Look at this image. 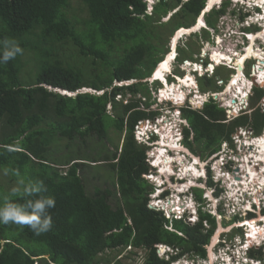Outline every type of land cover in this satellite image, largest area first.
<instances>
[{
  "label": "trees",
  "instance_id": "trees-1",
  "mask_svg": "<svg viewBox=\"0 0 264 264\" xmlns=\"http://www.w3.org/2000/svg\"><path fill=\"white\" fill-rule=\"evenodd\" d=\"M75 1L0 0V33L13 35L18 40L13 45L20 51L30 50L37 64L44 66L36 78L31 76L32 81L22 82L19 77L7 84L5 79L11 75L14 80L22 64L13 58L0 63V130L7 137L0 141L8 145V138H21L13 143L25 148L18 153L0 146V164L20 172L28 164L36 179L43 181L46 191L42 195L55 201V206L46 210L52 223L45 231L0 223V264H34L33 257L41 254L59 264H124L109 252L129 243L151 250L143 264H168L155 256V243L204 257L214 218L200 211L195 224L174 219L173 230L164 227L167 220L146 206L148 189L141 177L148 167L143 158L145 147L132 140V131L139 120L157 114L137 109V102L142 101L141 97L135 100L137 94H149L141 79L161 58L158 54L165 50L167 35L192 24L206 0H159L150 15L144 14L142 0H79L87 17L73 18L68 11ZM226 4L205 14L208 26H215ZM175 7L177 11L159 23ZM13 45L1 42L0 37V55ZM182 48L178 47V59L191 58L184 57L187 50ZM217 69L213 77L205 74L197 78L202 91L220 90L214 78L219 75ZM131 79L137 81L120 84ZM85 87L95 93L81 91ZM52 88L78 92L65 95ZM263 94L264 89L254 87L252 111L235 117L243 116V127L253 135H259L264 126V109L257 105ZM127 95L133 110L128 112L125 140L119 141L129 111L121 98ZM144 104L150 105L148 101ZM109 106L112 114L107 112ZM181 113L194 128L196 119L198 123L208 122L210 134L203 135L196 128L193 142L188 140L189 129H184V143L203 157L216 151L222 141H231L237 129L235 118L229 123L211 121L225 117L224 109L211 98L200 110L183 107ZM107 123L119 126L120 131L110 132ZM119 145L122 150L118 157ZM100 157L111 162H101ZM195 194L200 198V193ZM37 198L17 196L12 200L25 203ZM126 257L132 259L131 255ZM38 261L49 264L44 259Z\"/></svg>",
  "mask_w": 264,
  "mask_h": 264
},
{
  "label": "clouds",
  "instance_id": "clouds-1",
  "mask_svg": "<svg viewBox=\"0 0 264 264\" xmlns=\"http://www.w3.org/2000/svg\"><path fill=\"white\" fill-rule=\"evenodd\" d=\"M142 1L145 3L144 14L150 15L153 13L154 7L159 0ZM205 3L202 10L205 7ZM215 4L216 3H214L206 11V13L209 12L215 6ZM177 8L178 7L170 9L161 18V22L166 21V16H168V20L170 16L177 11ZM248 12L249 19L245 24V28L250 33L254 34L262 31L263 27L262 25H260V23H253L252 21H250V19L257 16H262L264 14L262 6L259 4H255V6H253V8ZM194 22L195 20L193 21V23ZM182 27L175 30L171 35V42L169 45L170 49L168 50V52L164 56H161V58L152 67V70L148 74V76L141 79V81L145 82L148 87V99L150 100L148 102L150 105L148 107L145 106L144 102H147L146 100L142 102L143 107H138L137 109L143 110L147 108L146 110L148 111L157 112V114L152 118L139 120L133 127L134 141L136 142V144L145 147L144 161L149 167V173L146 176V180L149 181L150 178L152 181H149L151 184V191L147 195L146 206L151 210H155L161 213V215L167 220V222L164 224V227L169 230L174 229L172 226V222L174 219H181L189 224H195L199 221L200 211L208 213L210 216L213 217L212 213L208 211L213 210L218 213L217 215L220 221L224 219V221L230 222L229 225H227L226 223L225 226H221V228L223 229L221 234H227L234 229L239 232V235H232V242H224V240L223 242L219 241L220 245L224 247V259H221L219 249H213V246L210 251H214V254L210 257L209 244V248L206 250L207 254H205L204 257H201L193 252H182L181 248L166 243H155L153 245L154 254L156 257L167 261L168 264H264V236H261L258 241H256L254 237L249 236L250 223H255V227H264V187H262L261 189L259 184L255 185L254 190H258V192H256L257 194L254 195L251 193V190H244L242 192L235 191L233 193L230 192V176L228 175L231 174L232 176H235V173L239 172L234 171V168H238L237 161L239 159H235V157L238 156V150L236 148L233 149L234 143L232 142L233 139H231L232 135L230 137L231 141H222L218 149L212 152L207 157H203V155L200 153H194L191 150V147H188L184 143V129L190 128L188 120L181 113V109L183 107H186L192 110H200V108H202L201 106H203L205 102L209 101L210 98L218 104L219 101H216V95H219V92L225 90L227 84L231 81L232 76L237 74V67L232 62V60L228 61L227 59H223L219 63L213 62L210 58L213 50L206 51L203 47H201V51L199 52L200 57L197 60H192L191 58H182L178 62V44L177 42H175V44H172V38L174 37L176 32L179 31ZM250 27H254V29H249ZM200 29H202L203 31L206 30L207 34H212V38L214 40L213 44L215 46V42H217V35L215 31L206 28L203 23L201 27L195 32H189L187 34L197 33ZM172 47L175 48L176 51L174 53V58L176 57L177 64L182 61L183 63L181 64V66L190 65L192 67L190 73H194L193 76L199 74L197 77L195 76L196 80L198 77L203 76L205 74L211 76L212 74H214L215 69L219 66H225L231 72L230 77L228 79H225L226 83L222 78L217 79L221 80V88L217 91L207 90L211 94L205 95V91H202L200 87L198 90V82H196V86L193 85L190 86V89L189 87L187 88V90H189L188 92H186L187 94H184L182 102L179 103V105H175V102L172 99L165 98L164 96H162V98H159L160 103L169 105V107L165 110L168 111V109H170L172 106L174 107L172 115L175 116V122H170L171 126H169L168 130H170V133L176 139L177 142V144H173L168 141V144L166 140L164 144H161L162 130H160V128L158 129V125L160 124V120H162V116L161 112L158 109H152L151 107L155 99L152 98V90L149 88V85L152 82L160 83V87L157 88V97L161 96L160 90L164 85L165 81L163 82L159 78H152L154 76V70L157 68L158 64L164 59V57L170 52ZM19 51L20 49L15 45H13L11 48H6L3 51L2 55H0V63L6 62L9 59L14 58ZM206 58H208L207 61H204V59ZM172 63H175V61H173ZM171 65L170 68H168L165 72V80L166 83L169 84H173L175 81L177 82L180 76L186 75V72L182 75L174 73ZM210 65L212 66L209 67ZM256 65V62L254 61L252 66L253 72L254 66ZM135 81L137 80H124L121 81L120 84H131ZM117 84L119 85V83ZM253 88L254 86L249 85L248 87L247 85H242V96L234 97V91L237 90V87L235 86L232 94H230L231 97L227 98V100L224 99V102L220 105V107L224 109L226 114L228 112V118L233 119L237 117L239 113H243L244 111H246L245 107L247 105V99L249 100L250 107V96L253 93ZM53 90L60 93H64V91L69 92L68 90H63L59 88H54ZM76 92L78 91L70 92V94L74 95ZM101 92L102 91H99V93ZM249 93L250 96L248 98ZM196 95H198V98H201V96L204 95L205 98L200 101L199 99L195 98ZM244 95L245 98L241 101L240 98L244 97ZM188 100L191 102H187ZM198 100L199 103L201 102V104L198 103ZM192 101H194V103ZM197 103L199 104L200 108L197 106ZM257 105L264 109V94L258 101ZM232 111H234L235 113H232ZM251 111L252 108L250 107L249 111L246 112ZM263 132L264 126L262 127L261 133L259 135H261ZM234 133H238V137H249L251 135L250 141L259 136L253 135L252 131L246 127L237 128L232 134ZM223 143L225 144L224 146H222ZM160 149H162L163 153H155L159 152ZM188 150L190 151V153L188 152ZM120 152L121 150L119 151V153ZM187 154L190 155L189 158L191 161H193L192 163L194 164L199 174L194 175L192 172H189V174H181L182 165L189 166L190 164V161H187V158L185 156ZM177 155H182L183 163L176 158ZM166 157L172 158V160L170 159L168 163H166V166L170 167V170L162 171L160 170V168H162L161 161ZM186 161L187 164H185ZM200 162H203V164L199 165ZM255 168L257 167L255 166ZM13 174L19 176V172H14ZM5 175H7V172H5ZM45 191L46 188L43 184V181L26 183L24 179H19L15 186L12 187L10 190V193L12 195H17L21 198L34 196H38L39 198L28 199L25 203H19L14 202L8 196L3 197L2 203H0V223L7 224L11 222L19 225H27L32 229L37 230V232L47 230L51 226L52 219L50 215H46L45 213L47 209H50L55 206V201L49 196L42 195V193ZM195 193H200V198H198ZM211 195H215V197L213 198L215 202H210L209 200L206 201L207 198H211ZM228 215H231V217L227 218L226 216ZM202 225L205 228L208 227V224L204 220L202 221ZM228 227V230H224V228ZM215 245L216 244H214V246ZM124 249L125 254H127L126 256L137 255L140 253L141 249L145 250L146 254L144 261L140 264H143L146 259H148L149 253L151 251H148L147 248L135 247L130 243L128 245H125ZM197 256H199L200 259ZM33 258H35L34 264H40V262L38 261L40 259L46 260V262H48L49 264H59L54 260L52 262L50 260L51 258L47 254H41L39 256H34ZM36 259L38 260L36 261ZM117 259L122 258L118 257Z\"/></svg>",
  "mask_w": 264,
  "mask_h": 264
},
{
  "label": "rangeland",
  "instance_id": "rangeland-1",
  "mask_svg": "<svg viewBox=\"0 0 264 264\" xmlns=\"http://www.w3.org/2000/svg\"><path fill=\"white\" fill-rule=\"evenodd\" d=\"M224 1H227V0H221V1H219V2H215L216 4H215V6L213 7L214 9H217V8H219L222 4H223V2ZM76 3H73V7L71 8V9H69V11H68V14H69V16L70 17H73L74 18V16L75 15H77L79 18H86L87 17V12H85V10L83 9V8H81V2L79 1V0H76L75 1ZM233 4L234 3H232V4H229V6H227V9H226V12H224L222 15H220L218 18H217V21L218 22H216V24H215V27H213V28H215V30H217L218 31V33H220V34H222L223 33V31H224V33L222 34V36L220 37V40H221V42L219 43V45L217 44V42H215V46H214V44H213V38H212V34H207V36H204V31L202 30V29H200L197 33H191V34H183L181 37H179L178 39H177V44H178V46H177V53H178V47H183L185 50H187L186 52H185V55L186 56H184V57H188V56H190L191 57V59L192 60H197L200 56H199V52L201 51V47H203L206 51H210V50H213V52L211 53V55L212 54H214V53H219V52H224V53H227L228 52V50H232V49H236L237 51H238V53H241V50H242V47H243V44H237L238 42H240V39H239V37H238V35H237V33H233V34H230L231 33V30H234L235 32H237L238 31V26H240L239 25V23L237 24L236 22L237 21H239L240 20V16H242V15H244V13H242V12H247V11H249V10H251L252 8H253V6H255V5H252L251 6V9H250V7H247V6H245V5H243L241 2L239 3V5H236V8H234V9H232V7H233ZM241 5V6H240ZM222 7V6H221ZM228 7H230V8H228ZM212 8V9H213ZM242 8H244V9H242ZM247 8V9H246ZM76 9H77V11H76ZM149 10H150V7H149ZM241 10H243V11H241ZM173 11V10H172ZM141 15V18H143V16H144V14H140ZM167 17L168 16H166L165 17V19H166V21H167ZM256 18V17H255ZM162 20V19H161ZM161 20H159V23H160V21ZM254 19H252V20H250V21H253ZM163 21H165V20H163ZM254 23H256V22H254ZM258 23H260V22H258ZM256 27V26H255ZM249 29H254V27H250ZM214 30V31H215ZM262 31H264V30H262ZM262 31L261 32H258L257 34H259V33H262ZM174 32V31H173ZM173 32H171V33H169L168 35H167V41H165V46H164V48H165V50L162 52V53H160V54H158V55H160V56H164L167 52H168V50L170 49V42H171V35L173 34ZM216 32V31H215ZM142 32H139V33H136V34H141ZM212 33V32H211ZM229 33V34H228ZM8 34H6V33H3V32H1L0 33V37H1V42H6V43H8V44H10V45H13V41L14 40H16V42H18V40H17V38L16 39H14L15 37H13V35H10L11 37H9V36H7ZM256 35V34H255ZM235 38V39H234ZM264 38V37H263ZM192 40V42H190ZM216 41H219L218 39H216ZM190 43V44H189ZM241 43V42H240ZM253 43H254V41H253ZM173 44V43H172ZM255 44L256 45H260V44H263L264 45V40L262 39V40H256L255 41ZM237 45V46H236ZM256 45L255 46H252V53L251 54H255V51H253V49L255 48L258 52H260L261 54H262V57L263 58H261V60H264V47L262 48H260V49H258V47L256 48ZM250 47V45L248 46V48ZM173 48V47H172ZM182 48V49H183ZM218 48V49H217ZM230 50V51H231ZM225 51H227V52H225ZM229 51V52H230ZM174 53V52H173ZM173 53H172V57H173ZM236 54V53H235ZM249 55L248 56V58H247V62L245 63V67H244V74L246 75V76H248L249 75V73H250V69H251V63L253 62V61H255V60H257V58L255 59V60H253L254 58V56L253 55ZM261 57V56H260ZM79 58H81L80 56L78 57V59ZM166 58H168V55L167 56H165L164 57V59L161 61V62H164L165 60H166ZM172 59V58H171ZM182 58H181V56H180V59L178 60V62L181 60ZM207 59L208 58H206V59H204V61H207ZM13 60H14V62H16V63H18V64H22V70H21V73L20 74H18L17 75V77L13 80V78H11V75L10 76H8L6 79H5V81H6V83L7 84H13L14 83V81L16 80V79H19V77H21V81L22 82H28V81H32L33 80V78L31 77V76H33L34 78H36L37 77V74H39L40 73V69H42V68H44V66L42 67L41 66V64L39 65V64H37V58H35L34 57V55L33 54H31V51L30 50H22V51H19L16 55H15V57L13 58ZM169 61V60H168ZM171 61V60H170ZM174 60H172L171 61V63L173 62ZM160 62V63H161ZM255 62H257V61H255ZM159 63V64H160ZM171 63L169 62V65H171ZM183 62L181 61L179 64H177V59H175V63H172V68H173V72L174 73H176V74H178V75H182V74H184L185 72H186V75H182V76H180V78H179V80L181 79V78H184V80L186 79L185 77H187V78H189V85L188 86H183V84H182V82H179V80L176 82L175 81V84H176V86L177 87H179V86H183L182 88H181V90H184V92H185V94H187L186 92H188V90L191 88L190 86H196V82H198L197 80H196V77L199 75V74H196V75H194L193 76V74L192 73H190V71H191V66L190 65H183V66H181V64H182ZM39 65V66H38ZM169 68H170V66H169ZM184 68V69H183ZM219 69V70H218ZM218 71H219V75H217L216 77H214L216 80L217 79H220V78H222L224 81H225V83H226V78L228 79L229 77H230V70H228L225 66H219L218 67ZM30 72V75L28 74ZM213 75L214 74H212L211 75V77H213ZM196 76V77H195ZM251 79L253 78V76L252 77H250ZM153 79V78H152ZM222 80V81H223ZM252 81H253V79H252ZM221 82V80H217V84L219 85V86H221L222 84L220 83ZM238 82V81H237ZM240 82V88L242 89V85H247L248 87H249V84H247V82H245V84L243 83V80H241V81H239ZM117 83H120V82H118V81H114L113 82V84H117ZM227 86H228V84H227ZM227 86H226V88H225V90L224 91H221V92H219L220 94L217 96V100L216 101H219V103H218V105L220 106L221 104H223V102H224V99L225 100H227V98H230L231 96H230V94H232V92H233V90H234V88H235V86L236 87H238V84H236V85H231L232 87H228V89H227ZM158 87H160V83H157V82H152L150 85H149V88L152 90L151 91V95H152V98L153 99H155V101H154V103H153V105L151 106L152 107V109H158L160 112H161V116H162V120H160V124L158 125V129L160 128L161 130H162V134L163 135H165V132H164V130L165 129H168L169 128V126H171L170 125V122H175V116H173L172 114H173V110H174V107L172 106L170 109H168V111L167 110H165V109H167L168 107H169V105L168 104H163V103H160V101H159V98H162V96H163V94L161 93V91H160V95L161 96H158L157 97V95H158V91H157V88ZM189 87V89L187 90V88ZM254 87H258V88H262V89H264V84H262V85H259V86H255L254 85ZM198 90H199V84H198ZM81 91H89V92H93V93H95V91L94 90H92L91 89V87H88V88H82L81 89ZM195 91H196V89H195ZM69 92H71V91H69ZM75 92V91H74ZM236 91H234V93H235ZM61 93H63V92H61ZM250 93H252V92H250ZM250 93L248 94V98H249V96H250ZM63 94H66V93H63ZM205 95H208V94H211L209 91H205V93H204ZM70 95H72V94H70ZM138 97H141V99L140 100H142L140 103H138L137 102V104L136 105H138V107H143V104H142V102L143 101H150L149 99H148V95L146 96H144V94H141V96L139 95V94H137V96H136V98H135V100L138 98ZM117 98H118V96H117ZM122 103L126 106V107H128L129 108V111H127V114L125 115V118H126V121L124 122V125H123V130H122V133H121V135H120V137H119V141H121L122 139L123 140H125L124 139V137H123V133H125L128 129V125H129V120H128V118H129V116H128V112H130L131 110H133V107H129V95H127V96H122ZM215 99V98H214ZM120 100V99H119ZM176 100V99H175ZM187 102H191V101H187ZM198 103H199V100H198ZM197 103V106L199 107V104H201V102L198 104ZM202 107V106H201ZM214 107V106H213ZM200 108V107H199ZM246 111H249V109H250V107H249V100L247 99V105H246ZM147 108H145V109H143V111H148V110H146ZM149 110H151V109H149ZM112 109H111V106H109L108 107V109H107V112L108 113H110V114H112ZM246 111H244L243 113H245ZM169 112V113H168ZM242 113H239V115H237V116H240ZM228 116H229V114H228V112H227V114H225V117H226V119H224L225 117L223 116V119H220V120H212L211 119V121L212 122H225V123H229V122H231L233 119H231V118H228ZM245 120V118L242 116V117H239V118H235L234 119V127L235 128H240V127H243V125H242V123L241 122H243ZM200 126H202V127H200ZM237 124V125H236ZM164 125V126H163ZM209 124H208V122L207 121H201L200 123H198V119H196V124H195V128L193 127V126H189V133H188V140L190 141V142H193V140H194V131L196 130V128L198 129V131H199V133H203V135H207V134H210V129H209V126H208ZM0 126H1V124H0ZM166 127V128H165ZM194 128V129H193ZM107 130H109L110 132H112V131H114V132H119L120 131V128H119V126H116V125H112V123H107ZM164 132V133H163ZM239 136V134L238 133H234V134H232V137H231V139H233L232 140V142L234 143V146H233V149L234 148H236L238 151H237V155L238 156H236L235 157V159H241V157L243 158V157H246V156H248V155H250V153H252L253 151H251V149L250 148H247V147H245V146H242L241 145V142L242 141H245L246 139H244V136H240V137H238ZM251 137V135L249 136V138ZM259 137V136H258ZM0 139H4V140H6L7 139V137H6V134L3 132V131H1L0 130ZM20 139L21 138H18V140H16V138H8V145H4L3 143H2V141H0V146H3V147H7V148H10L11 150H13V151H20V152H18V153H21V152H23V151H25V148L24 147H22L21 145H19V144H15V143H13V142H16V141H20ZM170 139H171V141L170 142H172L173 144H175V138L172 136V134L170 135ZM169 139V140H170ZM132 140L134 141V138H133V131H132ZM253 140V139H252ZM251 140V141H252ZM247 141V140H246ZM122 145H124L125 146V144L123 143ZM122 145H119L118 147H119V149H118V155L120 156V153H119V151L120 150H122L121 148H122ZM225 144L223 143L222 144V146H224ZM1 149H4V148H1ZM23 149V150H22ZM228 149H229V147H228ZM87 152L88 153H90V150H87ZM188 152L190 153V151L188 150ZM244 153V154H243ZM247 153H248V155H247ZM19 155V154H18ZM175 155H176V152H175ZM20 156V155H19ZM186 156V158H187V161H190V164H189V166H187V165H182V169H184V168H188V171H186L185 173L186 174H188L189 173V170H191V167H190V165L192 166L193 165V161H191L190 160V155L189 154H187V155H185ZM122 157V156H121ZM17 158H19V157H17ZM144 158V157H143ZM180 162H182L183 163V161L182 160H180V158H183L182 157V155H177V157H176ZM105 159V157H100L99 158V161H101V162H107V163H110L111 161H107V160H104ZM171 160H172V158H170ZM201 160V159H200ZM187 161L185 162V164H187ZM1 162V161H0ZM86 162H89L90 163V161H86ZM218 162H219V160H218ZM92 161H91V165H92ZM119 163V160H118V162H117V164ZM213 163H215V162H213ZM212 163V164H213ZM201 164H203V162H200L199 163V165H201ZM238 164V163H237ZM236 164V165H237ZM236 165H234V166H236ZM163 165H161V167H162ZM238 166V165H237ZM258 167V166H257ZM166 170H170V168L169 169H167V168H165ZM160 170H161V168H160ZM194 170H195V173H196V168H195V166H194ZM31 171V169L29 168V165L28 164H26V170L24 169V170H22V172H20L18 169H16V168H14L13 166H11V165H9V164H0V203H2V200H3V197H5V196H8L10 199H13V198H16L17 197V195H12L11 193H10V190H11V188L12 187H14L15 186V184L17 183V181L19 180V179H24L25 180V182L26 183H28V182H36V181H38V179H36V176H34L33 175V173L32 172H30ZM5 172H7V175H5ZM14 172H19V176H17V175H14L13 173ZM149 173V167H147L146 166V170H144V171H142L141 172V177H142V183L144 184V188H147L148 189V191H147V195L150 193V191H151V184H150V182L149 181H151V179L149 178V181H147L146 180V176H147V174ZM237 175V174H236ZM152 182V181H151ZM93 183H95V182H92L91 184H89V189H91L92 188V185H93ZM264 186V185H263ZM261 187V186H260ZM171 192V191H170ZM119 195H120V193H118ZM147 202V201H146ZM218 214V213H217ZM222 216V215H221ZM227 218H230L231 217V215H228V216H226ZM221 226H225V224L227 223V221H224V219H222L221 221ZM248 223H250V222H248ZM254 226H255V223H250V230H249V232H250V235H251V230H253V228H254ZM263 227V226H262ZM229 229V227L228 228H224V230H228ZM221 229L220 228H217V232H219ZM216 231V230H215ZM216 232V233H217ZM215 233V232H214ZM239 235V232H237V230H231L229 233H227V234H225V233H222L221 235H220V239L222 238V240H224V242H228V241H230V242H232V235ZM249 235V236H250ZM8 236H9V234H8ZM21 246H22V243L21 242H18ZM36 245V247L38 248H40V243H36L35 244ZM214 244H213V242H212V245H210L211 246V248H212V246H213ZM215 248H218L219 249V251H220V257H221V259H224V254H223V250H224V247H222L220 244H217V245H215L214 247H213V249H215ZM121 251H117V250H114V251H111V252H109V254L110 255H116V258H118V257H120V258H122V259H120L121 260V262H123L124 264H140L141 262H143L144 261V258H145V250H143V249H141V251H140V253L139 254H137V255H131L132 256V259H129V258H127L126 257V255L127 254H125V249L124 248H122V249H120ZM209 253H210V257L211 256H213V254H214V251H210V248H209ZM199 259H200V257L199 256H197ZM52 262H53V260L52 259H50ZM46 261V260H45ZM42 264H44V261H43V263ZM260 264H262V263H260Z\"/></svg>",
  "mask_w": 264,
  "mask_h": 264
},
{
  "label": "bare ground",
  "instance_id": "bare-ground-1",
  "mask_svg": "<svg viewBox=\"0 0 264 264\" xmlns=\"http://www.w3.org/2000/svg\"><path fill=\"white\" fill-rule=\"evenodd\" d=\"M219 1H221V0H206L205 10H208L215 2H219ZM240 2L243 5L250 7V9H251L252 5L259 4L262 6L263 13H264V0H227V1H224L223 4L227 3L225 6V8L227 9V6H229V4L234 3L233 7H232V9H234V8H236V5H239ZM228 8H230V7H228ZM242 9H244V8H242ZM241 11H243V10H241ZM242 13H244V15H249L248 11L242 12ZM204 16H205V14L203 15V18L200 16L198 18L196 24H194L189 29H187V30L181 29V30L177 31L176 34L174 35V37L172 38V43L175 44V42H177L176 41L177 38L181 37L182 34H187L189 32H195L197 29H199L201 27L202 23L206 28L215 30V28L207 25ZM247 19H249V16L247 17ZM252 19H254L252 21L253 23L254 22H256V23L260 22V25H262L263 30H264V14L262 16H257L256 18L254 17ZM252 19H250V20H252ZM246 22H242L241 20L237 21L236 23L237 24L239 23V25H240V26H238V31L235 32L234 30H231V33H230V34L237 33V35L240 39V42H241V43L238 42L237 44H243L241 53H238V51L236 50L237 48H236V49H232V50L230 49L231 51L228 50V52L225 51L227 53H224V52L214 53L210 57L211 60L213 62H216V63L221 62V60H223V59H227L228 61L232 60V62L236 65V67H237L236 73L237 74L232 76V79L228 83V86H227V89H228V87L229 88L232 87L231 85L238 84L237 90L234 93V97H239V96L241 97L242 96V89L240 88V82H239L241 80H243L244 84H245V82H247V84H249L250 86H254V85L259 86V85L264 84V60H261V58H263L262 54L260 52H258L255 48L253 49V51H255V54H251L252 53V46L256 45L255 41L256 40H262V39L264 40V38H263L264 37V31H262V33H259L256 35L252 34V33L245 32L246 31V28H245ZM215 31H216L215 33L217 35V39L219 40V41H217V44L219 45V43L221 42L220 37L222 36L224 31L222 34L218 33L217 30H215ZM253 41H254V43H253ZM249 45H250V47L248 48ZM257 47H258V49H260L261 47L263 48L264 45L263 44H260L259 46L256 45V48ZM173 52L174 53L176 52L175 48H172L170 50V52L167 54L168 58H166V60L164 62H161L160 64H158L157 68L154 70L153 79L159 78L163 82L165 81L164 85L162 86V88L160 90L161 93L163 94V96L165 98L172 99L175 102V105H179V103L182 102V98L184 97V94H185L184 90H181V88L183 86L189 85V78L185 77L186 78L185 80H184V78H181L179 80V82H182L183 86H179V87L176 86L175 82L173 84L166 83L165 72L167 71V69L170 66L169 62L171 63L172 60L175 61V59H176V57L174 58ZM172 53H173V57H172ZM250 54L254 56L253 60H255L257 58V60H255V61H257L256 62L257 65L254 66V72H253V70H252V66L254 63V61H253L251 63L250 73L248 76H246L244 74V67H245V63L247 62L246 60ZM252 76H253V78H252L253 81L250 78ZM195 98L199 99L201 101L205 98V96L203 95V96H201V98H198V95H196ZM244 98H245V95H244V97L240 98V100L242 101V100H244ZM192 102L194 103V101H192ZM232 113H235V112L232 111ZM164 131H165V135L162 134L161 144H164V142L166 140H167L166 141L167 143H168V141L169 142L171 141L170 130L165 129ZM244 139H246L247 141L246 140L244 142L242 141L241 145L242 146L245 145V147L250 148L251 151H253V152L250 153V155H248V153H247L248 156L243 157L237 161L239 172L235 173V175L237 174V176L239 178H236L235 176H232L231 174L228 175V176H230L229 188H230V192H232V193L235 191L236 192H242L244 190H251L252 191L251 193L254 195V194H257L256 192H258V190H254L255 185L259 184V186H261V189H262V187H264L263 186L264 185V132L261 135H259V137L253 139L252 141H250L249 137H244ZM175 144H177L176 139H175ZM155 153L160 154V153H163V151H162V149H160L159 152H155ZM169 160H170L169 157L162 159V161H161V163L163 165L161 168L162 171L166 170L165 168H167V169L170 168V167L166 166V163H168ZM180 160H182V158H180ZM255 166L256 167L258 166V167L255 168ZM190 167H191V172L193 174H195L194 164L192 166L190 165ZM186 171H188V168L182 169L181 174L185 173ZM197 174H199V173L197 172L196 175ZM250 236L254 237V239L256 241H258L261 238V236H264V227H258V226L255 227L254 226L253 230H251ZM216 239H214V241H212V242L214 243ZM210 249H211V247H210ZM216 260H217V258H216Z\"/></svg>",
  "mask_w": 264,
  "mask_h": 264
},
{
  "label": "flooded vegetation",
  "instance_id": "flooded-vegetation-1",
  "mask_svg": "<svg viewBox=\"0 0 264 264\" xmlns=\"http://www.w3.org/2000/svg\"><path fill=\"white\" fill-rule=\"evenodd\" d=\"M249 15H242V16H240V20L242 21V22H246L248 19H247V17H248ZM245 32H248V33H250L247 29H246V31ZM252 34H254V33H252ZM257 34V33H256ZM225 114H226V112H225ZM189 172H191V170H189ZM196 173H197V171H196ZM196 173L194 174V175H196ZM215 197V195H211V198H207L206 199V201H210V202H215L214 200H213V198ZM209 209H211V208H209ZM210 213H212V215H213V218H214V220H215V227H214V229H213V232L211 233V235H210V237H209V239H208V243L206 244V245H204L205 246V250H207L208 248H209V245H212V241H214V239H216L215 240V242L213 243V244H220V242H223V240H222V238L220 239V234H221V232L223 231V229L221 228V223H220V220H219V217H218V215H217V213L215 212V211H213V210H208ZM230 224V222H227V225H229ZM217 228H220L221 229V231H219V232H217ZM216 230V231H215ZM215 232V233H214ZM217 232V233H216ZM216 236V237H215ZM220 241V242H219ZM209 244V245H208ZM207 245H208V247H207ZM211 247V246H210ZM213 247H214V245H213ZM206 254H207V252H206Z\"/></svg>",
  "mask_w": 264,
  "mask_h": 264
},
{
  "label": "water",
  "instance_id": "water-1",
  "mask_svg": "<svg viewBox=\"0 0 264 264\" xmlns=\"http://www.w3.org/2000/svg\"><path fill=\"white\" fill-rule=\"evenodd\" d=\"M206 5V4H205ZM206 11L207 10H205V7H204V9L200 12V14L197 16V18L195 19V22L192 24V25H190L189 27H182L181 29H185V30H187V29H189L190 27H192L194 24H196V22H197V20H198V18L201 16L202 18H203V15L206 13ZM180 29V30H181ZM212 65H210L209 67H211ZM57 90V89H56ZM58 91V90H57ZM64 93H66V95H69L70 94V92H66V91H64ZM234 171L236 172V171H238V168L236 167V168H234ZM235 177L236 178H239L238 176H236L235 175Z\"/></svg>",
  "mask_w": 264,
  "mask_h": 264
}]
</instances>
